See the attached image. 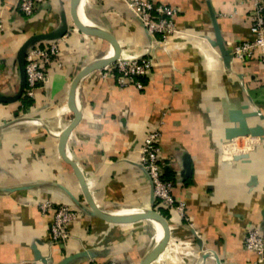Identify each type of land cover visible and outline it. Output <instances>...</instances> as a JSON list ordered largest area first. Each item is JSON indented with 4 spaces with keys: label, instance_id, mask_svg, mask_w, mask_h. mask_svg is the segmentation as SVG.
I'll return each mask as SVG.
<instances>
[{
    "label": "crops",
    "instance_id": "1",
    "mask_svg": "<svg viewBox=\"0 0 264 264\" xmlns=\"http://www.w3.org/2000/svg\"><path fill=\"white\" fill-rule=\"evenodd\" d=\"M153 1L179 10V32L164 44L148 34L126 0H82L80 11L116 37L123 55L149 57L153 69L140 79L143 88L119 87L114 78H103L101 69L87 74L76 100L82 117L67 150L100 209L126 215L152 206L141 155L145 137L159 128L164 170L173 176L174 194L185 201L190 222L154 203L166 220L168 239L151 264H250L257 257L244 247L247 230L264 228V138H255L253 150L246 151L249 140L239 137L231 154L224 153V145L242 123L264 131V65L236 59L226 68L211 41L216 40L212 13L225 44L250 39L253 5ZM19 6L20 0H0L5 20L0 97L9 99L0 100V264H43L38 254L50 253L55 263L69 256V264H95L91 259L140 264L157 242V223H112L91 215L60 149V135L75 118L72 84L87 65L108 56L112 45L78 25L71 0H47L32 16ZM65 22L60 64L49 67L47 83L24 111L23 96L15 99L23 81L20 49L31 36L57 33ZM41 201L76 210L71 237L60 247L50 244L53 215L40 211ZM84 251L96 257L80 255Z\"/></svg>",
    "mask_w": 264,
    "mask_h": 264
},
{
    "label": "built area",
    "instance_id": "2",
    "mask_svg": "<svg viewBox=\"0 0 264 264\" xmlns=\"http://www.w3.org/2000/svg\"><path fill=\"white\" fill-rule=\"evenodd\" d=\"M126 2L148 34L158 43H166L171 36L179 32L175 20L179 12L177 7L155 3L153 0H126ZM245 2L253 5L250 27L252 37L243 41H228L226 47L231 51L232 61L239 59L244 63H249L253 60H259L264 65V0H245ZM46 3L47 0H20L19 9L25 15L32 16ZM4 30L5 20L0 15V33ZM61 39L40 42L29 49L25 62L27 84L24 96L27 98L33 99L36 91L47 83L49 67L60 64ZM152 69L153 61L151 58L126 56L121 52L119 58L101 69V72L105 79L114 78L119 87L135 84L139 88H143L140 79L150 76ZM162 137L163 134L159 128H155L147 134L142 144L141 165L153 186L154 203L157 208L172 210L182 219L190 222L185 201L175 196L174 182L164 177L165 160L161 144ZM243 137L249 140L247 147L250 148H246V151L248 149L253 150L255 137ZM238 138L230 140L224 145V153L231 154L233 150L236 151ZM242 153L246 154V152L238 151V155ZM37 206L43 213H52L53 215L50 244L53 247L62 246L71 237L70 225L77 216L76 210L66 203L53 201H41ZM244 247L257 257L250 264H264V229L259 225H251L247 230ZM47 257L52 258L55 262L53 254L50 253ZM91 260L95 261L94 259ZM117 263L97 261L95 264Z\"/></svg>",
    "mask_w": 264,
    "mask_h": 264
},
{
    "label": "water",
    "instance_id": "3",
    "mask_svg": "<svg viewBox=\"0 0 264 264\" xmlns=\"http://www.w3.org/2000/svg\"><path fill=\"white\" fill-rule=\"evenodd\" d=\"M82 0H71V8L73 15L75 17L76 22L78 25L83 28L88 30L89 32L93 33L94 35L105 39L112 45V51L110 54L100 60H97L93 63H90L87 65L80 73L77 75L75 78L72 88H71V93H70V104L75 112V118L70 123L61 133L60 135V149L62 152L63 157L67 160V162L71 165L81 187L82 191L84 193L85 199L87 204L90 207L89 213L97 218H100L102 220H105L107 222H112V223H128V222H134L138 221L141 219H152L155 221L162 229V238L159 239L154 247L143 257L141 260L140 264H151L153 261L157 260L160 255L163 253L165 250L166 244H167V239H168V227L166 220L164 219L163 215L158 212L156 209H154V196L152 192V206L148 209H141L138 211H135L130 214L126 215H120V214H114V213H108L100 209V207L97 205L95 202L93 196L90 193V190L87 186V183L84 179L83 173L81 171V168L75 161V159L69 154L67 150V142L68 139L72 133V131L76 128L78 123L81 120L82 117V112L79 106L77 105V92L79 89V86L83 80V78L89 74L90 72L97 70V69H103L105 66L115 62L120 54H121V48L119 45L118 40L116 37L110 32L107 31L103 28H100L96 26L95 24L91 23H86L82 18L80 14V6H81ZM212 19L214 23V28L216 31V40L211 41V44L213 47H217L219 49V52L221 54V57L225 63V67L229 68L231 61H232V54L230 49L226 47V44L221 36L220 30H219V25L217 22V18L214 13H212ZM68 30V25L65 22L64 27L57 33H48V34H36L31 36L21 47L20 52H19V60L23 69V81H22V86L19 95L15 99H19L20 97L23 96V93L26 88V73H25V62H26V55L31 47H33L35 44L44 42V41H54L61 39L63 36L67 34ZM1 101H9V99L1 98ZM240 111H232V114H239ZM235 134L231 135L229 137V140L236 139L238 137H243V136H252L255 138H264V131L261 128H252L248 129L245 125V123H242V129L239 131H234ZM152 191H153V186H152ZM264 229V228H263ZM80 255L87 256L89 258H95L96 255L90 251H84L80 253ZM71 257L65 256L61 261L58 263H55L52 258H49L47 256H42L38 254V257L36 260L41 261L43 264H69ZM217 264H221L220 261H217Z\"/></svg>",
    "mask_w": 264,
    "mask_h": 264
},
{
    "label": "trees",
    "instance_id": "4",
    "mask_svg": "<svg viewBox=\"0 0 264 264\" xmlns=\"http://www.w3.org/2000/svg\"><path fill=\"white\" fill-rule=\"evenodd\" d=\"M22 103H23V108H21V109L26 111L30 107V105L33 103V99L27 98L26 96L23 95ZM164 177L167 180H173V176L167 175L166 171L164 173ZM160 209H163V208H160ZM162 213L165 214L166 213L165 210H162Z\"/></svg>",
    "mask_w": 264,
    "mask_h": 264
},
{
    "label": "bare ground",
    "instance_id": "5",
    "mask_svg": "<svg viewBox=\"0 0 264 264\" xmlns=\"http://www.w3.org/2000/svg\"><path fill=\"white\" fill-rule=\"evenodd\" d=\"M80 14H81V18L86 22V23H89V20L84 16V14L80 11ZM128 214V213H127ZM157 225V241L159 240V239H161L162 238V229H161V227L158 225V224H156Z\"/></svg>",
    "mask_w": 264,
    "mask_h": 264
},
{
    "label": "rangeland",
    "instance_id": "6",
    "mask_svg": "<svg viewBox=\"0 0 264 264\" xmlns=\"http://www.w3.org/2000/svg\"><path fill=\"white\" fill-rule=\"evenodd\" d=\"M35 123H36V121H35ZM95 263L97 262V260L95 259V261H94ZM98 262H108V263H110V262H116V261H98ZM117 264H120V263H117Z\"/></svg>",
    "mask_w": 264,
    "mask_h": 264
}]
</instances>
